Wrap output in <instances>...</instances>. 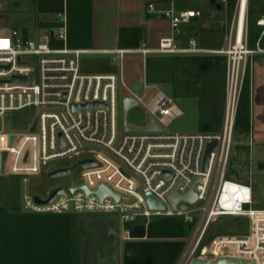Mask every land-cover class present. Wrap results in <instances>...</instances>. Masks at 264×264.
I'll use <instances>...</instances> for the list:
<instances>
[{
	"label": "built area",
	"instance_id": "1",
	"mask_svg": "<svg viewBox=\"0 0 264 264\" xmlns=\"http://www.w3.org/2000/svg\"><path fill=\"white\" fill-rule=\"evenodd\" d=\"M5 1V0H0ZM67 2V0H65ZM158 8L148 5V12L170 23L171 32L160 37L156 46L142 43L137 48L84 49L67 45L68 16L61 13L57 19L62 25L59 38L63 47H53L50 34L41 38H20L4 24L0 12V119L26 108L35 107L38 115L27 129L29 134L7 133L0 129V174L2 154L7 152L5 176L22 175V210L27 213L87 214L116 213L124 227L123 238L131 239L125 224L139 217H183L185 222L195 221L188 204L204 202L202 217L180 264H191L198 257L208 264L222 257L247 260L245 264H264V209L254 207L250 185L227 177L233 145L234 125L241 88L249 58L259 51L248 42V0H239L233 20L227 26L228 46L205 49L195 37L189 45L178 42L193 12L178 10L176 0ZM227 4L228 0H220ZM165 2V3H166ZM264 27V16L258 20ZM55 36V35H54ZM261 36H264V28ZM88 53L116 54L121 60L127 54L150 55H201L220 54L227 58L228 100L225 123L220 132L171 133L168 125L183 115L175 99L163 91L147 104L166 131L126 132L119 122V76L116 73H88L81 69V58ZM14 76L27 79L12 80ZM142 102V97L137 96ZM98 103L95 107L87 104ZM37 122V130L33 126ZM15 139L11 142V136ZM218 144L206 160L210 143ZM28 155V160L25 157ZM83 160L96 165L82 168L78 182L83 188L57 195L48 204H39L49 198L33 194L28 188L33 176L49 175L56 169L72 167ZM72 170V171H73ZM49 177V176H48ZM100 185L118 194L100 195L94 192ZM61 187V186H60ZM63 187V186H62ZM196 194L194 202L179 200L174 208L169 200L173 194ZM156 197L165 205L153 210L148 204ZM182 204V205H180ZM218 217H241L250 222L249 231L218 239L207 255L202 248L204 237ZM227 264H237L229 262Z\"/></svg>",
	"mask_w": 264,
	"mask_h": 264
},
{
	"label": "trees",
	"instance_id": "2",
	"mask_svg": "<svg viewBox=\"0 0 264 264\" xmlns=\"http://www.w3.org/2000/svg\"><path fill=\"white\" fill-rule=\"evenodd\" d=\"M117 2V39L120 48H137L145 42L146 27L135 17L142 10V0H67L68 46L94 49L99 41L97 14L109 2ZM178 2V3H177ZM239 0H228L227 9L231 20ZM178 10H186L176 0ZM39 10L59 13L64 10L65 0H38ZM248 0L247 20L249 46L254 48L261 38L262 27L258 20L264 8ZM191 22L185 31L200 34L202 26ZM55 24V23H53ZM167 19L154 21L152 45H157V34L167 31ZM98 37V38H97ZM264 45V38L260 40ZM148 71L164 70L173 84L176 97H195L199 103L200 130L220 132L224 124L226 106V57L220 54L158 55L147 58ZM153 79L152 76L148 77ZM167 78V77H166ZM157 79V77H156ZM159 82H163L159 78ZM191 93V94H190ZM252 78L248 64L243 81L235 128L238 133L251 132ZM19 194V188L17 189ZM16 196L0 200V264H82L81 244L77 233L78 214L27 213L17 202ZM131 239L123 243V264H180L188 249V225L183 217H139L125 224Z\"/></svg>",
	"mask_w": 264,
	"mask_h": 264
},
{
	"label": "rangeland",
	"instance_id": "3",
	"mask_svg": "<svg viewBox=\"0 0 264 264\" xmlns=\"http://www.w3.org/2000/svg\"><path fill=\"white\" fill-rule=\"evenodd\" d=\"M178 1L184 9L193 12L194 20L192 23L197 27L202 26V30L198 36L200 47H220L223 43L228 46L226 30L228 24L232 22L236 10L230 20L227 4L220 0ZM255 1L257 7L264 8V0ZM163 2L166 1L163 0ZM164 5L165 7L170 6L168 2L164 3ZM0 12L4 13V24L7 25V28L17 31L20 38H41L48 36L53 30L55 36L51 45L53 47H63L66 45L65 41L59 38L63 25L57 20L60 18L61 13H67L66 1L63 11L52 14L41 12L38 0H5L0 2ZM119 12L117 2L113 1L109 2L108 6L103 10L99 9L97 27L100 39L94 45L95 49H121L118 47L117 39V18L120 14ZM133 17L137 18L136 16ZM261 27L263 31L264 27ZM191 36L192 34L187 32L178 36L177 39L180 43H184L185 41L186 45H189V37ZM148 39L146 32L144 43H147ZM150 43H152L151 40ZM183 43L181 44L184 46ZM81 69L88 73H116L119 76L120 125L122 120V101L126 95L142 97V105L135 106L129 110L128 121L133 125L145 126L149 123L150 114L147 104L161 90L173 97L179 108L183 111V115L177 117L168 125L169 132L188 133L200 130L198 100L192 96L176 97L174 95L173 84L169 81V75L166 74V71L164 70L162 75L158 70L148 71L147 59L145 60L142 56L127 54L121 60L120 56L116 54L88 53L84 54L81 58ZM151 76L153 79L149 80L148 77ZM159 78H162L163 82L156 81ZM227 84L226 74V106L228 100ZM37 115L38 109L35 107L7 114L0 119V129H3L7 133L29 134L27 126ZM223 127L224 124L219 131H222ZM236 132L237 130L234 125L233 145L227 177L250 185L253 189L254 207L264 209V145L256 141L250 133L244 135L243 133L237 134ZM81 171L82 168H76L70 175L58 178H49L45 174L33 176L29 180L28 188L33 194L46 197L56 187H68L78 182ZM18 188L19 194H17ZM22 190V175L5 176L4 179L0 180L1 202L8 200L10 196H16L18 204L22 206ZM204 205L202 201L188 204V211L195 218L192 224L186 222L188 225V246L202 217L203 211L201 208ZM76 225L81 244L82 264H123V243L125 241L123 233L125 229L118 214H78ZM249 227L250 222L246 218L218 217L209 227L204 237L202 248L206 249L207 255L210 256L214 243L218 239L230 235L246 234L249 231Z\"/></svg>",
	"mask_w": 264,
	"mask_h": 264
},
{
	"label": "water",
	"instance_id": "4",
	"mask_svg": "<svg viewBox=\"0 0 264 264\" xmlns=\"http://www.w3.org/2000/svg\"><path fill=\"white\" fill-rule=\"evenodd\" d=\"M50 36H51V38H54V31L53 30L51 31ZM17 79L26 80L27 78L26 77H18V76H14L12 78V80H17ZM97 105H98V103H91V104H87L86 106L87 107H95ZM140 105H142V104L139 101V98L135 95H126L123 98V101H122V127H123L124 131H126V132H153V131H166L167 130V128L165 126H163L153 115L149 116V123L145 126H138V125H133V124L129 123V121H128L129 110L135 106H140ZM36 130H37V122H35V124L33 126V131H36ZM10 139H11V142H13L15 139V135H12ZM217 144H218L217 140H214L212 143L209 144L207 151H206V155H205V167L207 166V163H206L207 158L209 157L211 151L217 147ZM7 155H8L7 152H4L2 154V165H1L0 180L5 178ZM27 160H28V155H26V157H25V161H27ZM96 164H97V162H95L93 160H83V161H80L77 164H75L74 168H77L79 166L90 167V166H94ZM72 170H73L72 167L56 169V170L51 171L48 176H49V178H58V177H62V176H67V175H70L72 173ZM77 188H83L87 192H90V190L87 188V186L84 183L79 184V185L70 186L69 190L74 191ZM65 192L66 191H65L64 187L61 186V187L55 189L50 194L49 198L46 200H42L38 196H35L34 199L39 204H48V203H51L52 201H54L55 198L57 197V195L63 194ZM94 192L96 194L100 195V197H104L107 194L113 195L117 199H119V197H120L118 194L113 193L109 188H107L104 185H100L97 189L94 190ZM169 200H170L172 206L175 208L177 205V202L179 200L194 202L196 200V194L193 192H190L189 194H186V195L173 194L170 196ZM148 204H149L150 208L153 210L165 209L164 203L156 197H150L148 199ZM229 262H235L237 264H245L247 262V260L241 259V258H234V257H222V258H218V259L212 261L211 264H227ZM191 264H208V263L206 260H202V259L196 257L193 259Z\"/></svg>",
	"mask_w": 264,
	"mask_h": 264
},
{
	"label": "crops",
	"instance_id": "5",
	"mask_svg": "<svg viewBox=\"0 0 264 264\" xmlns=\"http://www.w3.org/2000/svg\"><path fill=\"white\" fill-rule=\"evenodd\" d=\"M150 3L156 4L158 8H166L163 0H142V10L140 13L137 14H127L126 16L133 17L136 16L137 19L140 20L141 24L146 26L148 38L153 40L152 34V26L154 21H162V18L156 17L154 14L148 12V5ZM146 23V24H145ZM171 32L170 26L168 27L167 31L159 32L157 34V43L160 37L164 35H168ZM184 33H187L185 29L183 30ZM180 35V36H181ZM198 34L196 35V39L198 41ZM193 36L189 37V40ZM263 36L258 40L256 46L252 49L258 50L259 52L249 58V64L251 68V78H252V122H251V132L250 135L253 138L262 143L264 145V45L260 44V40ZM264 38V37H263ZM148 39V44L153 46ZM179 42V41H178ZM199 42V41H198ZM180 43V42H179ZM183 43V42H181ZM180 43V44H181ZM184 46H187L184 41ZM182 45V44H181ZM227 45L225 43L222 44L220 47H203L205 49H221L225 48ZM195 99V98H193ZM197 100V99H196ZM264 165V162H263Z\"/></svg>",
	"mask_w": 264,
	"mask_h": 264
},
{
	"label": "bare ground",
	"instance_id": "6",
	"mask_svg": "<svg viewBox=\"0 0 264 264\" xmlns=\"http://www.w3.org/2000/svg\"><path fill=\"white\" fill-rule=\"evenodd\" d=\"M246 0L243 1V5H245Z\"/></svg>",
	"mask_w": 264,
	"mask_h": 264
}]
</instances>
